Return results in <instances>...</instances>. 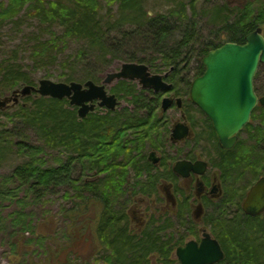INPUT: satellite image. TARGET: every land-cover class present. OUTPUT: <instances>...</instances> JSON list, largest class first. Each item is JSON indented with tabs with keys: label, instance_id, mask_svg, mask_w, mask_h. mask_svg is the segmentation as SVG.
<instances>
[{
	"label": "trees",
	"instance_id": "trees-1",
	"mask_svg": "<svg viewBox=\"0 0 264 264\" xmlns=\"http://www.w3.org/2000/svg\"><path fill=\"white\" fill-rule=\"evenodd\" d=\"M147 1L24 0L25 16L37 21L39 30L33 31L30 38L34 42L27 43L28 48H15L0 61V93L16 85L35 83L26 69L29 64L19 60L21 50L29 54L32 60L30 67L40 68L59 61L71 69L66 73V81L79 79L85 82L91 79L100 83L104 67L112 61L145 63L154 73H163L162 69L171 66L176 70L187 69L186 66L189 70L199 69L202 58L210 49L227 41L244 43L245 36L264 22V6L258 15L250 2L236 10L227 1L223 7L215 6L213 11L215 21H221L220 27L201 35L199 21L195 20L198 0H179L168 12L151 10L147 7ZM20 12L0 9V26L8 20L18 25L20 21L15 19H23L15 18V15ZM57 23L62 27L61 33L52 29ZM42 30H49L51 36L44 37ZM69 41L78 43L76 52L59 60L61 50L66 48ZM78 65H82L85 71L76 74ZM179 81L176 80L177 83ZM110 91L119 100H128L132 107L125 106L120 110L117 107L104 113L95 108L86 117L80 118L78 107L66 98L37 95L32 105L25 103L18 106V112L14 115L25 127L39 131L49 147L69 152L66 161L57 166L46 165L47 159L41 145H32L26 138L15 140L22 132L16 126L9 127L8 121L11 120L5 124L0 121V160L8 154L11 146H16L18 153L30 156L28 161L15 169L11 177L19 179V185L40 191L41 196L50 186L80 184L86 191L96 190L94 195L106 204H112L127 189L124 184L129 183V174L133 169L137 177L147 176L153 168L147 160V141L153 144L152 137L161 135L159 132L153 135L156 128L154 110L161 94L151 98L136 81L124 79L115 82ZM260 111L264 114V108L256 109L255 118ZM14 115L8 113L11 119ZM254 127L264 136L260 126ZM75 164L81 165L82 174L94 173L96 177L107 172L106 181L94 179L88 182L82 176L74 178ZM157 177L156 174L152 175L154 179ZM146 185V182L139 180L130 186L137 189ZM103 186L105 188L102 190ZM81 195L83 193L78 194ZM109 207L106 205L105 209ZM13 220L23 229L31 228L29 221ZM102 224L107 227L108 237L113 239L110 244L117 252L119 264H151L147 256L160 248V241L148 242L145 236L136 239L126 231L122 237H117L116 221L109 220ZM220 226L226 235L216 233V237L225 251V257L216 264H264V213L257 216L238 214L232 222H224Z\"/></svg>",
	"mask_w": 264,
	"mask_h": 264
},
{
	"label": "flooded vegetation",
	"instance_id": "flooded-vegetation-1",
	"mask_svg": "<svg viewBox=\"0 0 264 264\" xmlns=\"http://www.w3.org/2000/svg\"><path fill=\"white\" fill-rule=\"evenodd\" d=\"M186 68L176 70L171 66L163 72L164 80L172 84L170 90L146 89L151 98L161 94L154 112L160 110L157 116L162 125L160 139L149 146L152 149L147 160L153 168L147 173V185L137 189L131 186L124 196L125 206L117 197L112 204L104 201L87 203L92 210L96 206L94 216H87V211L79 214L84 221L88 219L82 223V233L87 229L90 237L100 243L101 258L106 264L119 262L117 252L110 244L113 239L108 237L107 227L101 226V222L116 221L117 237H122L126 231L136 239L145 236L148 242L160 241V248L152 249L147 256L151 264H178L179 247L191 241L200 244L206 234L218 239L216 226L232 222L238 214L251 216L244 211L243 203L250 188L264 177V136H250V124L255 123L256 109L264 107L258 103L250 122L237 133L234 144L223 147L213 121L191 97L193 80L206 70L203 58L201 68ZM257 79L256 74L255 92L261 97L264 91ZM165 97L171 99V103L162 110ZM151 153H154L156 163L149 158ZM181 161L183 164L176 168ZM154 174L158 176L156 179L152 178ZM106 205L110 206L107 210ZM84 261L83 264L87 258Z\"/></svg>",
	"mask_w": 264,
	"mask_h": 264
},
{
	"label": "rangeland",
	"instance_id": "rangeland-1",
	"mask_svg": "<svg viewBox=\"0 0 264 264\" xmlns=\"http://www.w3.org/2000/svg\"><path fill=\"white\" fill-rule=\"evenodd\" d=\"M229 1L231 7L242 8L251 3L255 14L262 13V7L264 6V0H198L197 1V14L196 21H199L198 29L201 35H207L210 31L216 30L220 27L221 21H215L214 19V8L223 7L225 2ZM179 0H148L147 7L151 10L168 12L173 9ZM24 0H0V9H11L15 12H21L16 14L15 18L20 17L23 19H15V21H20L18 25L13 23V21L8 20L0 26V61L3 58L8 57L11 50L18 48H28L29 44H33L32 37L33 31H37V21L33 20L28 16H25L24 12ZM191 12V10H190ZM263 29L264 34V22L260 24ZM55 32L61 33L62 27L57 23V25L52 28ZM44 37H50L51 32L49 30H42ZM29 43V44H27ZM21 46V47H20ZM78 48V43L76 41H69L68 45L64 50H61L59 56L60 59L68 56L69 54L75 53ZM27 50V49H26ZM30 52V51H29ZM28 53L25 50H21L19 54V60L22 63L29 64L26 69L30 72V75L34 79L33 85H38V81L42 78H50L55 81H65L66 73H69L71 69L64 66L61 62H56L53 64L44 65L40 68L30 67L32 60L28 57ZM120 67L119 62L112 61L101 74L100 83L104 78V75L110 69H118ZM169 67L162 69L163 72L167 71ZM76 74L82 73L84 67L78 65L75 68ZM257 81L259 83L260 89L264 91V63H261L257 72ZM76 81H81L77 79ZM113 83L112 85H114ZM111 85V86H112ZM22 85H16L14 88L6 90L0 93V97L5 95H11L14 89L20 88ZM110 91V89H109ZM110 93H113L110 91ZM146 95L150 93L145 92ZM38 94L33 93L26 97H21L17 104L10 101L9 106L0 108V121L4 124L6 121L9 123V127H18L22 134L15 138L18 140L20 138L28 140L32 145H41L44 147L43 155L47 159V166H57L66 161L69 152L61 148H53L46 145L43 139L40 137L41 133L36 131L31 127L27 128L23 125L21 120L17 115L18 106L22 104L32 105V101L37 97ZM148 95V96H149ZM67 99V98H66ZM69 100V99H68ZM119 106L117 110L122 109L125 106L132 107L131 103L126 99L119 100ZM97 110L101 113L106 111L105 108L97 106ZM158 112L160 110H157ZM157 113L153 118V122H156V128L153 135L157 132L162 134V125L158 120ZM13 114V118L8 116ZM254 125L250 129V136L259 137L262 132L254 128V126H260L264 130V114L260 111L256 114ZM3 127V126H2ZM161 135H156L152 137L154 142L160 139ZM151 139V142H152ZM150 142L147 141L145 147L147 155L151 151L149 146ZM160 150V149H159ZM30 156L27 153H18L16 146H11L9 148L8 154H6L0 160V264H68L69 262L74 264L85 262V264H106L102 260V253L100 243L96 238H91L89 232L85 231L82 233V223L84 217L82 214L87 211V216H94L96 206L94 210L89 208L87 203H100V197L94 195L96 190L86 191L82 189L80 184L77 185H61V186H50L44 190L43 195H39L40 191H35L27 187V185H19L20 180L11 177L15 169L28 161ZM88 173V174H86ZM136 170L130 172L129 183L124 184L127 188L120 195V202L122 206H125V193L131 187V184L141 182L147 183V176L142 175L140 177L136 176ZM107 172L97 174L95 177L94 173L85 172L82 174L81 165L75 164L73 177H81L82 179L88 180V182L96 180L106 181ZM83 182V181H82ZM129 185V186H128ZM76 186V187H75ZM105 187H101L103 190ZM8 193V194H7ZM68 193V195L66 194ZM83 193V195L78 196V194ZM2 194V195H1ZM66 194V195H64ZM92 205V204H90ZM124 209V208H123ZM93 213V214H92ZM76 214V215H75ZM86 216V217H87ZM137 216L140 217V212H137ZM142 217V216H141ZM26 220L30 222L31 228L28 230L23 229L22 225L17 226L15 221ZM26 218V219H25ZM97 222V221H94ZM216 233L225 237L223 234L221 226H216ZM84 234V235H83ZM71 254L74 256H71ZM93 255V256H92ZM90 256H92L90 258ZM73 257V258H72ZM83 264V263H82Z\"/></svg>",
	"mask_w": 264,
	"mask_h": 264
},
{
	"label": "water",
	"instance_id": "water-1",
	"mask_svg": "<svg viewBox=\"0 0 264 264\" xmlns=\"http://www.w3.org/2000/svg\"><path fill=\"white\" fill-rule=\"evenodd\" d=\"M118 69H110L101 83L91 79L80 81H55L42 78L38 85L24 84L11 95L0 97V108L9 101L17 104L21 97L36 93L40 96L69 99L78 107V115L84 118L97 106L115 110L119 100L110 93L111 85L118 80L136 81L144 89L156 92L170 90L172 84L164 80L165 74L151 72L149 66L139 62H119ZM206 70L196 77L191 86L193 101L211 118L223 147H229L237 139V133L248 124L258 103L264 107V95L258 97L254 80L261 63H264V34L261 26L245 36L244 43L227 41L220 47L208 51L203 57ZM171 99L164 98L162 110H166ZM149 158L156 163L154 153ZM183 162H179L180 167ZM244 211L256 216L264 212V177L248 191L243 203ZM178 264H216L224 259L225 251L216 238L209 234L200 244L191 241L178 248Z\"/></svg>",
	"mask_w": 264,
	"mask_h": 264
}]
</instances>
